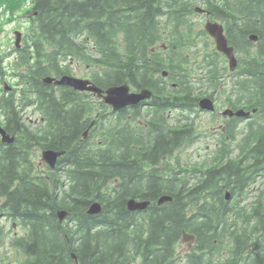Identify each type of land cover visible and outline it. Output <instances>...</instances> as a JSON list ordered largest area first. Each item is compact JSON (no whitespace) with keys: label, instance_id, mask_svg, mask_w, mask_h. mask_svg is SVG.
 <instances>
[{"label":"trees","instance_id":"16d2710c","mask_svg":"<svg viewBox=\"0 0 264 264\" xmlns=\"http://www.w3.org/2000/svg\"><path fill=\"white\" fill-rule=\"evenodd\" d=\"M200 2L226 23L239 67L233 94L238 101L249 98L256 112L239 136L227 132L237 140L235 154L223 144L210 161L189 165L179 151L195 137L193 124L171 126L166 115L167 109L192 112L197 106L192 96L183 98V91L192 94L186 49L199 34L188 21L193 0H0L3 13L30 14L24 47L8 73L21 81V106L40 117L27 123L16 108L19 100L2 102L15 139L0 145V216L25 229L13 242L18 263L264 264V188L248 199L264 174V0ZM205 38L198 68L217 87V71L225 66ZM73 61L84 63L102 89L124 82L151 89L154 105L111 111L70 86L43 81L73 73ZM162 70L178 83L168 87L174 99L160 96ZM36 149L63 153L44 174ZM161 195L171 200L159 205ZM129 198L150 203L130 210ZM93 201L101 210L89 214ZM59 209L68 211L63 221ZM2 233L0 225V239ZM186 233L195 247L184 254L176 245Z\"/></svg>","mask_w":264,"mask_h":264},{"label":"flooded vegetation","instance_id":"af4514ba","mask_svg":"<svg viewBox=\"0 0 264 264\" xmlns=\"http://www.w3.org/2000/svg\"><path fill=\"white\" fill-rule=\"evenodd\" d=\"M207 12L209 13L208 15H207ZM193 13H195V12H193ZM197 14L202 16V20H204L203 23H205L207 20H214L211 17V11L208 8H204V11H199V13L197 12ZM29 17H30V14H29ZM12 20H14V19H12ZM217 22L223 25L224 32L226 33V31H225V28H226L225 24L226 23L220 18L217 19ZM20 32L21 33H19V30H17L16 28L12 29V35L15 37V39L17 38L19 40L18 45H17L18 46L17 49L14 48V44L12 43L13 47L8 48L0 56V60H4L3 63L5 61H7V65L0 67V126L7 132V134H9L10 136L11 135L13 136V139H12L13 141L15 139V135L6 129V126H8V125H7L6 117H5L4 112H3L4 106H5L2 103L3 101L8 100L11 96L15 97L17 100H19V104L16 105V108L19 109V116H21L23 118V121H25L27 123L32 122V121H34V123H36L38 121L37 116L34 117V119H31L30 115L25 116V113L27 112L26 110H30L31 106H29L28 104H26L27 106H25V107L21 106L20 100L22 98V96H21V93L23 90L22 86L19 84L16 85V82H15L14 86L11 85L12 87H9L6 84V82L14 81L17 78L16 76L10 77V75L8 73L9 69H10L9 66L12 63V61L9 60V56L14 55V60H15L16 54L14 52L18 53V51L24 47L23 42H24L25 32L24 31H20ZM201 35L204 37H208L207 35H205L203 33H201ZM10 41L13 42V39ZM219 56L220 57L218 59V62L220 61L219 63H221V59H223L225 64H226V62H227L226 57L225 56L222 57L221 54ZM72 64L73 63L71 62L70 66ZM226 67H227V69L225 68V71H221V70L217 71V80H218L217 87H213V85L210 84L209 79L204 77V78H206V81H204L203 78L200 79L199 84L195 88L193 86L188 87V90L189 89L192 90V94L189 95L188 93L183 91V98H185L187 101V100L191 99L190 97L192 96L194 99L193 103H196L195 105H199V101L202 98H210L213 101V105H215V110L212 112V114L217 115V117L220 116V120H221L217 126V140L214 141V144H216V147H217L216 151H215L217 155H219V150L223 146V144L228 145L230 147L231 153H234V154L236 153V149H233L232 145L234 147H236L237 140H236V138L232 139L233 137H229L227 132L232 131V132L236 133L237 131H239V133H241L242 128L244 130L245 125L250 124L251 120H253L254 113L256 112V108L249 106V105H251L250 102H248L249 98L242 97L238 101V96H236L235 93H234V96L231 95L232 91L230 93L222 91L224 85L227 82L230 83V82H232V80L234 78L239 76L238 75V71H239L238 64L236 65V67L233 70H230L227 65H226ZM6 70H7V72H6ZM71 70L74 72L72 67H71ZM168 78H169L168 72L163 73V75L161 76L160 81L163 84H165V87L163 89H165V88L167 89L168 84H170V87H172V88L178 86V83L176 81L168 80ZM208 82H209V84H208ZM202 87H204L205 89L199 90ZM167 90H169V88ZM160 92H161V95H160L161 97H166V98L172 97L170 99H174L171 91H168L167 93H165L163 91H160ZM87 94L92 99H94L96 97L91 92H87ZM156 96L157 95H155L153 93V95L151 94L149 99L143 100L144 102L140 101L138 104H135V105H154V103L152 101L155 99ZM98 101H99V99H98ZM218 105H223V106L220 108V106H218ZM224 108L232 109L233 111L241 108L244 111L249 112V114L241 115V116H235V115L228 116L227 115L224 117L221 114L222 110ZM12 140L3 141L2 136L0 134V145H2V143H3L2 146H4L5 144H8V143L11 144L13 142ZM261 177L264 179V174ZM184 238H185L184 240L186 241V244H187L184 253H189L195 247V237L192 234L186 233L184 235ZM203 251L204 250H202V252ZM197 252H199V251H197ZM0 264H12V257H11V259L9 257H7V260L4 262L1 261ZM125 264H128V263H125ZM185 264H191V263H189V261H186Z\"/></svg>","mask_w":264,"mask_h":264},{"label":"rangeland","instance_id":"374dc122","mask_svg":"<svg viewBox=\"0 0 264 264\" xmlns=\"http://www.w3.org/2000/svg\"><path fill=\"white\" fill-rule=\"evenodd\" d=\"M1 12V11H0ZM15 15L14 20L9 19L12 17L11 14H8L6 12L3 13V15L0 14V25H1V30H0V41H2L0 45V56L3 54L8 47H12V40L13 35H12V29L13 28H20V30L27 31L28 29V14H13ZM8 17V18H7ZM190 20L192 21H197L194 22L196 23L193 27L195 31H199L200 28H202V23L204 20H202V16H200L197 13H193L190 16ZM195 47H190L186 49V51L189 50V60L188 63L192 69L190 71L192 73V76L194 72L202 73L204 70H201L198 68L200 65H202L203 58H201L200 50L204 47L203 42L206 39L204 36L199 35L198 33L192 37ZM159 44V43H158ZM160 45V44H159ZM165 49V48H163ZM12 59V56L10 57ZM4 65H7V61L3 63ZM224 64V62L222 63ZM225 66V64H224ZM71 67L74 70V74L77 76H83L85 73L88 71L87 67H85V64H77L74 62ZM201 76V75H200ZM196 77V76H195ZM192 81V86L195 88L198 84L200 79L199 78H194L191 79ZM12 84H15V81H9ZM232 87L228 84V82L224 85L223 90H230ZM205 89L204 87L200 88ZM220 108L223 105H218ZM204 110V109H203ZM27 112L25 113V116H32L31 119L34 117L38 116V113L36 111L32 110H26ZM188 110H180V109H167V121L170 124H179L184 121H190L193 124V129L196 130L194 132L195 136L191 143L188 144V146L183 147L179 151V155L181 158V161H184L187 164H195V163H206L210 161L212 156L216 153V144H214V141L217 140V126L220 123V116L217 117V115H214L211 113L209 110H204V111H198V112H192L191 117H187ZM93 116L95 117V113H93ZM194 126L197 128H194ZM236 135L239 136V131L236 132ZM40 149L34 150L33 157L37 161V165L40 166L42 165L39 162L40 158ZM170 160V159H169ZM170 162H173L170 160ZM40 172L46 173L47 168L44 166L39 168ZM261 182H257L256 184H253L250 189H249V195L248 199H251V195L254 194L257 190V187H262ZM11 220H5L4 223V228L3 231L5 232V235L2 236L0 239V255L1 257H4L6 253L10 250L11 244L14 242L12 241V236L15 235H20L25 232V229L20 225V223L14 222ZM186 241H180L176 245V251H179L181 253L185 252L186 249ZM20 255L17 256V258ZM219 257H223V252ZM22 258V257H21ZM12 264H16L15 260H12ZM174 264H183L182 261L175 262ZM185 264V261H184Z\"/></svg>","mask_w":264,"mask_h":264},{"label":"water","instance_id":"95a60500","mask_svg":"<svg viewBox=\"0 0 264 264\" xmlns=\"http://www.w3.org/2000/svg\"><path fill=\"white\" fill-rule=\"evenodd\" d=\"M196 11H203V9L199 6L195 7ZM205 29L207 32L213 37L215 47L217 50L221 51L228 58L229 68L233 69L236 65V57L234 55L233 47L228 45L227 39L223 33V27L221 24L217 22H206ZM251 39H256V35L251 34ZM44 82L55 83L61 85H69L77 90H87L95 93L98 97L102 99L103 102L111 105L113 110H118L122 107H125L129 104H136L140 100L149 97L150 91L147 89H141L138 92L129 91V87L126 83H122L119 85L109 86L106 89H101L96 86L93 82H91L87 78L75 77L72 75H61L60 77L54 76H45L43 78ZM199 106L206 110H213V102L210 98H202L199 101ZM249 112L244 111L239 108L235 111L231 109H225L222 114L223 115H246ZM0 134L2 136L3 141H10L13 139V136H10L5 132V130L0 126ZM86 134V131L83 135ZM63 153L62 150L57 151L53 149H43L41 151V159L46 162L50 167L54 168L57 157ZM228 196V193H226ZM171 200L170 195H161L157 199L158 204H162L165 201ZM149 203V200H138L135 198H129L126 202L127 208L130 210H140L145 208ZM101 210V205L97 201H93L89 204L87 212L90 214L98 213ZM59 219H63L67 215V211L59 210L57 211Z\"/></svg>","mask_w":264,"mask_h":264}]
</instances>
